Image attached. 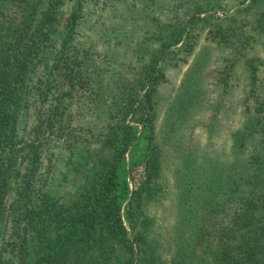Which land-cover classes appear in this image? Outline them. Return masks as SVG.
Instances as JSON below:
<instances>
[{
    "label": "trees",
    "instance_id": "16d2710c",
    "mask_svg": "<svg viewBox=\"0 0 264 264\" xmlns=\"http://www.w3.org/2000/svg\"><path fill=\"white\" fill-rule=\"evenodd\" d=\"M189 1L73 0L64 17L60 6L65 0H0V264H188L184 256L188 243L183 245L191 232L181 227L182 211L177 210L180 214L173 226L178 236L174 238L173 231L169 236H154L139 199L142 192L150 191L148 182L160 155L159 150L150 148L155 137L157 85L164 78L162 66L155 64L156 55L143 47L152 39L151 33L167 26V40L160 50L178 53L179 59L185 60L181 53L187 55L192 50L195 34L189 33L191 18L187 25L179 13L187 12ZM256 1L264 7V0H249V5ZM86 4H100L101 9L112 12L137 5L138 25L132 23L126 30V18L117 27L102 21L99 33L108 38L104 47L109 41L114 46L122 40L133 41L131 48L126 44L122 49V55L132 54L130 64L145 58L147 51L146 60L136 70L143 76L136 83V75L127 82V73L119 70L129 64L116 65L113 57L106 55V48L96 50L93 40L79 38ZM203 11L197 7L192 14ZM157 13L166 20L161 22ZM128 15L135 22L134 16ZM213 30L217 28L208 29V33ZM107 65L118 72L110 83L101 81L110 70ZM247 68L246 98L252 97L256 104L252 109L245 104L242 128L232 134L233 141L239 138V143H249L247 155L238 160L241 170L227 179V171L236 164L226 167L223 175L221 165L209 164L214 167L209 183L217 188L205 199V193L197 191L190 202L195 209L189 210L191 221L186 224L199 225L193 239L198 237L204 254L200 264H264V91H254L256 64L252 58L247 60ZM225 76L221 78L224 85ZM191 99L190 93L183 100ZM79 115L85 116V123H72ZM90 118H100V126L92 128ZM138 127L146 146L129 172L138 166L146 173L139 180L129 174L132 186L124 214L130 236L121 210L129 187L120 171L124 152ZM98 139L109 149L108 163L94 172L69 204L42 184L35 186L46 158L54 154L50 150L53 140L54 145L63 143L71 148L68 145L75 144L80 149ZM199 171L182 183L188 186L193 177L194 184L202 182ZM163 240L162 250L156 251Z\"/></svg>",
    "mask_w": 264,
    "mask_h": 264
},
{
    "label": "rangeland",
    "instance_id": "374dc122",
    "mask_svg": "<svg viewBox=\"0 0 264 264\" xmlns=\"http://www.w3.org/2000/svg\"><path fill=\"white\" fill-rule=\"evenodd\" d=\"M72 2L73 0H65L60 6L64 17ZM88 4L85 5L84 12L86 20L78 31L79 38L88 42L93 40L96 50H100L101 47L106 48V55L113 57V63L116 62V65L118 63L129 64L126 69L122 67L119 70L124 72V75L127 73L124 77L127 82L131 80L130 77L136 75L137 79L134 82L136 83L143 76L136 70H139L143 60H146L147 51H144L146 52L144 53L145 58L130 64V60L133 59L132 54L126 52L122 55V49L126 44L128 47L132 46L133 41L122 40L117 46L109 41V45L104 47L108 38L100 36L99 33L103 28L102 21H110L113 27H117L121 20L126 18L129 20L125 25L126 30L133 25L132 23H134L133 27L138 25L140 22L135 12L137 5L124 6L122 9L118 7L116 12H112L109 8L101 9L100 4L92 7ZM259 4H261L260 1H256L249 5V0H191L187 3V10L185 9L187 12L179 13L181 22L187 23L191 18L187 25L190 26L189 33L195 34V44L192 50L187 55L185 52L181 53L185 56V60L179 59L178 53H172L167 49L160 50L161 43L167 40V26H159V30L151 33L152 39H149L143 47L156 55L155 64L162 66L164 78L157 85L158 92L155 96V116L153 118L155 137L153 138L154 144L150 148L159 150V164L156 161L157 167L148 182L150 187L147 189L150 191L141 193L139 204L146 213L144 215L149 218L150 234L153 233L154 236L159 233L169 236L170 231L175 233L174 238L178 236L173 226L176 216L180 214V211L177 214V210L182 211V217L185 218L181 227L187 233L191 232V237L186 239L189 241L184 242L183 245L184 247L188 243L184 247V256L188 264H200L201 258L204 257L198 244V237L196 241L193 239V234L199 225L189 227L186 221H191L189 210L194 208V204L190 205V202L197 191L204 192L205 196L202 197L205 199L211 194L212 189L217 188L209 183L214 168L209 164L221 165L223 170L221 175L224 174L226 167L230 169V166L236 164L227 171V179H229L230 176L235 175V172L241 170L237 165L238 160L246 156L249 149L248 141L239 143V138L233 141L232 134L241 127L242 121L246 118L245 104L250 105V109L256 104L252 97L246 98L247 87L249 88L247 68L249 58H252L256 64V89L254 91H264V14H260V9L264 7L262 5L259 7ZM197 7L205 11L192 14ZM131 10H134V13H131ZM129 13L134 16L135 22L130 19ZM157 14L161 22L166 20L160 13ZM197 15L202 16L203 19H197ZM215 28L217 30L208 33V29ZM110 38L113 40L112 37ZM170 47L172 45L168 48ZM176 51L180 53V50ZM107 67L110 70L107 76H101V81L108 80L110 83L111 78L118 77L116 75L118 72L110 65ZM224 76L227 78L226 85L221 79ZM190 93L193 100L184 101L186 94ZM84 118L83 115L74 117L72 123L84 124L86 120ZM89 120L94 125L92 128L100 126V118ZM30 122L29 117L27 126ZM68 146L71 148L63 143L54 145L53 140L50 150L54 154L50 155V159L46 158L44 167L37 174L34 183L35 186L42 184L48 191L59 195L65 204H69L78 193L77 191L87 186L96 170L105 167L108 163L109 152V149L103 146L101 139L85 148L79 149L75 144ZM145 146L146 141L139 133L138 127L136 136L132 138L124 152V165L120 171L129 187L122 198L121 210L123 222L130 236L131 231L127 227L124 214L132 186L129 174L131 173L135 180H139L146 172L138 166L132 167V172H129V166L140 160ZM197 169H200L198 174L202 175V182L194 184L193 177L188 186L185 185L186 182L182 183L184 178L187 181ZM12 196L11 190L7 195V206ZM138 212L136 210L135 215H138ZM140 222L137 223L139 228L141 227ZM183 234L184 230H182ZM165 241L163 240L158 247H155L156 251L162 250L161 246Z\"/></svg>",
    "mask_w": 264,
    "mask_h": 264
}]
</instances>
